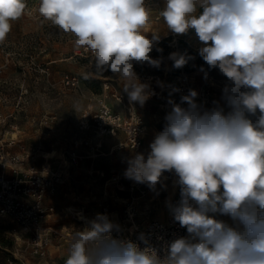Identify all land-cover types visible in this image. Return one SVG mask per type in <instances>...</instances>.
I'll return each mask as SVG.
<instances>
[{"label": "clouds", "instance_id": "1", "mask_svg": "<svg viewBox=\"0 0 264 264\" xmlns=\"http://www.w3.org/2000/svg\"><path fill=\"white\" fill-rule=\"evenodd\" d=\"M25 10V0H0V43ZM38 12L94 55L96 74H119L130 102L142 107L154 95L133 68H159L163 60L150 56L160 36L144 33L145 0H40ZM160 15L174 34L194 29L198 55L226 77L210 108L191 89L180 104L169 99L163 130L124 172L153 192L167 187L165 172L174 173L180 199L166 205L187 234L153 242L141 232L133 240L98 213L74 230L65 264H264V0H164ZM168 59L179 69L195 57L173 52Z\"/></svg>", "mask_w": 264, "mask_h": 264}, {"label": "rangeland", "instance_id": "2", "mask_svg": "<svg viewBox=\"0 0 264 264\" xmlns=\"http://www.w3.org/2000/svg\"><path fill=\"white\" fill-rule=\"evenodd\" d=\"M25 3V14L12 22L6 40L0 43V115L5 117L0 140L17 137L20 143L13 151L19 155L33 153L25 163L27 167H41L46 163L58 167L62 164L59 158L63 151L76 152L79 161L70 166L56 193L45 199L46 205L55 207L49 221L60 232L51 237L45 256H33L30 234L13 219L0 214V264H65L74 230L83 228L85 220L94 219L105 208L108 217L117 224L125 223L128 231L135 230V224L142 228L151 220L166 221L169 217L166 201L171 199L176 203L180 198L179 188L173 187L174 173L165 172L172 175L171 180L162 179L166 188L158 184L157 191L153 192L147 187L146 194L140 196L128 189L132 180L127 179L124 172L127 160L136 153L147 155L155 135L163 130L164 117L171 110L168 100L178 104L180 99L166 93L160 99L146 100L142 107L139 105L149 131L138 151L127 146L124 134L102 139L92 130H83L81 115L87 109L91 114L96 111L95 101L104 93V84L109 81L114 90H119L124 81L110 70L96 74L95 57L76 56V38L39 15L40 0H25ZM145 7L149 21L144 33L149 38L152 34L159 35L156 47L163 49L157 52L154 47L150 56L163 60L159 68L134 63L137 76L167 73V80L172 82L184 72L191 77L193 87L207 88L214 100H220L226 77L219 69H208L198 55L203 45L195 30L189 29L175 37L160 15L164 0H145ZM199 11L202 9L198 8L196 14ZM173 52L187 53L195 59L177 69L168 59ZM200 66L208 72L207 79L199 71ZM66 74L79 78L76 88H66L62 83ZM108 102L119 108L114 99ZM131 204L135 221L127 220Z\"/></svg>", "mask_w": 264, "mask_h": 264}, {"label": "built area", "instance_id": "3", "mask_svg": "<svg viewBox=\"0 0 264 264\" xmlns=\"http://www.w3.org/2000/svg\"><path fill=\"white\" fill-rule=\"evenodd\" d=\"M175 37L177 34L172 33ZM78 57H94L90 51L79 49L76 54ZM167 73L139 75V81L148 85L149 91L153 92L147 100L160 99L164 94L170 93L172 88H178V92L172 94L179 97L178 104L181 103V96L187 95L189 90H195L198 95L196 102L205 107L213 105V93L207 88H195L191 77L187 73L178 75L175 81L169 82L166 78ZM161 82L163 87L158 83ZM80 80L77 76L66 74L62 83L66 88H76ZM124 84V83H123ZM112 98L116 106L110 105L108 100ZM96 111L91 114L89 109L83 111L80 118V127L83 130H92L98 138L119 137L126 135V144L131 149L138 151L144 145L148 127L144 122L139 111V103L130 102L128 95L123 91V85L119 90H114L111 82L104 84V93L96 98ZM163 106V105H162ZM182 107H187L182 104ZM92 109V105L89 106ZM51 122L53 119H50ZM5 117L0 115V129L3 126ZM77 142L76 144H78ZM15 141L5 142L0 140V169H10L14 172V178H7L3 173L0 174V214L13 219L29 235V246L32 248L33 256H45V247L50 243L53 234L58 231L44 227V220L55 214L54 205H46L45 199L50 194H55L59 186L63 183L70 166L76 164L78 156L76 152H62L61 165L56 167L52 163H46L41 167L31 165L26 170L23 166L26 161L33 157L32 152L22 155H13L9 147ZM100 146V144H99ZM67 156V157H66ZM165 179H172V175L164 173ZM131 193H139L140 196L146 194L147 186L131 181L129 188ZM180 198H178L179 200ZM177 200V202H178ZM100 214H107V208ZM128 221L133 220L134 209L132 204L128 207ZM166 221L151 220L142 228L133 231L127 230V225L119 224L123 229V234L135 240L139 233L152 234L153 242L156 236H162L165 240H172L179 236L186 235V229L182 228L168 213Z\"/></svg>", "mask_w": 264, "mask_h": 264}, {"label": "crops", "instance_id": "4", "mask_svg": "<svg viewBox=\"0 0 264 264\" xmlns=\"http://www.w3.org/2000/svg\"><path fill=\"white\" fill-rule=\"evenodd\" d=\"M117 107V106H116ZM118 108V107H117ZM149 131V130H148ZM148 131H147V134H148ZM147 134H146V136H147ZM146 136H145V139H146ZM8 141H5V142H9V141H15V144L14 145H12V146H10L9 147V150L11 151V152H13L14 154L13 155H19V154H17V153H15L14 151H13V148H14V146L16 145V144H18V143H20L19 141H18V139H17V137H14V136H12V137H9L8 139H7ZM145 141V140H144ZM29 151H30V149H29ZM53 154H55V152L54 153H52V158H54V156L55 155H53ZM51 156V155H50ZM60 156L62 157V152L60 153ZM61 157L59 158V159H61ZM28 167H30V166H28ZM27 166H26V164L23 166V170H26L27 168H28ZM1 173H3L5 176H7V178H14L15 177V174H14V172L12 171V170H10V169H0V174ZM170 189V188H169ZM54 215V214H53ZM53 215H51V216H53ZM50 216V217H51ZM50 217H48L46 220H44V227H46V228H48V229H56L55 228V226H53L51 223H50V221H49V218ZM55 231H57V230H55ZM60 234V232L58 231L57 232V234L56 235H59ZM53 236H55V234H53L52 235V237ZM56 238H58V236L56 237ZM57 241V240H56ZM54 247V246H53Z\"/></svg>", "mask_w": 264, "mask_h": 264}, {"label": "bare ground", "instance_id": "5", "mask_svg": "<svg viewBox=\"0 0 264 264\" xmlns=\"http://www.w3.org/2000/svg\"><path fill=\"white\" fill-rule=\"evenodd\" d=\"M115 148H118L117 146H115ZM135 218L133 217V220H134ZM135 221V220H134ZM136 228H138V225H134V229H136Z\"/></svg>", "mask_w": 264, "mask_h": 264}]
</instances>
